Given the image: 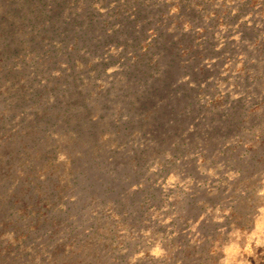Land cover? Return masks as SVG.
<instances>
[{
	"label": "rangeland",
	"instance_id": "1",
	"mask_svg": "<svg viewBox=\"0 0 264 264\" xmlns=\"http://www.w3.org/2000/svg\"><path fill=\"white\" fill-rule=\"evenodd\" d=\"M0 264H264V0H0Z\"/></svg>",
	"mask_w": 264,
	"mask_h": 264
},
{
	"label": "trees",
	"instance_id": "2",
	"mask_svg": "<svg viewBox=\"0 0 264 264\" xmlns=\"http://www.w3.org/2000/svg\"><path fill=\"white\" fill-rule=\"evenodd\" d=\"M5 251V250H4Z\"/></svg>",
	"mask_w": 264,
	"mask_h": 264
}]
</instances>
